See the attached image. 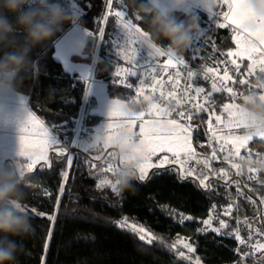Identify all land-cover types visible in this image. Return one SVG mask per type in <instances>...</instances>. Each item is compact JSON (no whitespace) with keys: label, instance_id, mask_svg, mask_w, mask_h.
I'll use <instances>...</instances> for the list:
<instances>
[{"label":"trees","instance_id":"obj_1","mask_svg":"<svg viewBox=\"0 0 264 264\" xmlns=\"http://www.w3.org/2000/svg\"><path fill=\"white\" fill-rule=\"evenodd\" d=\"M50 2L65 8L74 17L75 23H65L53 37L31 49L29 58L35 63V69L20 74L22 83L18 92L28 96L31 111L54 129L57 139L61 141L58 147L66 148L67 152L59 157L54 151L50 155L51 168L41 171L37 166L34 172H26L32 183L25 189L27 195L23 207L31 217L34 233L15 238L20 248L16 264H197L193 256L184 253L183 248L175 243L179 234L194 238L195 252L202 261L199 264H264L261 253L244 248L237 239L213 232H199L203 220L213 210H220L226 205L239 208L249 216L253 215V224H258L260 221L255 213L262 212L264 208L261 199L264 197V173H247L237 177L233 168L225 162L210 160L211 169L206 167V171L227 170L232 175L230 179L238 181L243 194L235 191L230 179H217L213 176L208 179L211 184L209 190L195 176H181L173 164L154 168L145 181L139 180L137 173L138 179L133 182V187L121 195H117L112 186L99 185L101 162L94 159L89 151L74 148V140L77 133L80 137H88L103 120V116L92 112V108L97 106V99L93 95L86 96L87 83L76 79L77 75L68 71L56 57V42L78 22L89 34L84 53L74 56V59L91 63L92 53L100 43L102 46L98 52L99 64L95 67V73L97 78L109 81L113 67L125 63L112 50L118 17L110 16L104 25V0ZM74 3L83 10L78 19ZM113 5V12L122 7L120 0H113ZM127 8L129 16L143 29L145 26L136 19L128 5ZM188 14L197 16L199 24L213 16L200 8ZM176 17L178 20L185 19L179 12ZM9 18L15 20L14 15ZM99 27L105 29L104 40L92 35ZM215 32L217 48L206 42L195 51L189 48L183 54L186 60L190 59L193 67L201 68V71L212 54L220 59V49L227 51L235 46L231 26H217ZM22 38L23 33L15 36L18 42ZM162 43L166 44L167 41ZM2 55L3 50H0V56ZM247 61L244 60L241 66L244 72L249 62ZM257 74H260L259 70L250 76V81ZM237 85L240 91L251 90L248 84ZM109 91L112 96L131 103V89L110 84ZM204 119L207 120L206 114ZM194 122L197 125L198 118ZM194 131L195 146L209 152L208 148L199 147L196 143ZM239 133H243V129ZM263 145L264 141L261 139H254L249 143L253 147ZM72 151L73 163L64 183V172L68 168L67 155ZM208 152L205 155L210 159ZM95 161L96 166L92 167ZM31 208L49 215L55 214V222L47 219V216L33 215L27 210ZM124 218H127L129 225H145L153 237L152 243L140 241L138 234L119 226L118 222ZM242 252L247 254L241 255Z\"/></svg>","mask_w":264,"mask_h":264},{"label":"clouds","instance_id":"obj_2","mask_svg":"<svg viewBox=\"0 0 264 264\" xmlns=\"http://www.w3.org/2000/svg\"><path fill=\"white\" fill-rule=\"evenodd\" d=\"M215 2L167 0V7H161L157 0H126L133 15L145 26L142 29L143 44L167 57H181L191 47L193 38L201 33L198 17L189 15L187 6L194 5L210 13L215 9ZM247 3L255 17L264 18V0H247ZM178 12L185 19L178 20ZM10 15L15 16L14 21ZM65 23H75L74 17L60 4L50 0H0V50H3L0 56V97L18 94L22 83L20 74L35 69V63L29 58L31 49L53 37ZM18 33H23L19 42L15 39ZM85 47V44L77 45V54L82 53ZM98 64L99 60L94 55L92 66ZM153 103L152 100L141 101L140 104L122 102L120 110L132 119ZM168 107L169 111L173 110V106ZM236 111L245 138H264V73L257 74L251 81V90L242 95ZM7 119V109L0 103V123ZM105 143L104 133L96 131L92 139L93 148L101 150ZM111 145L116 158L122 162L112 177V186L116 194L121 195L138 179L137 169L144 162V152L136 136L122 126L115 130ZM3 161L0 163V264H16L20 248L15 238L34 233L31 217L23 210L27 195L25 189L32 182L19 158L9 162L5 156ZM234 163L241 175L253 169L257 173L264 172V157L257 160L241 156Z\"/></svg>","mask_w":264,"mask_h":264},{"label":"rangeland","instance_id":"obj_3","mask_svg":"<svg viewBox=\"0 0 264 264\" xmlns=\"http://www.w3.org/2000/svg\"><path fill=\"white\" fill-rule=\"evenodd\" d=\"M159 1H164V0H159ZM74 6L76 9V19H78L82 15L83 10L76 3H74ZM196 8H198V7H196L194 5H190L188 7V12H192ZM215 12L218 13V16L215 15ZM223 13H224V4H221L219 2V0H217L215 2V9L213 10V14H212L213 16L211 18H209L208 20H204L203 24H200L201 32L204 34L201 35V33H200L197 37L193 38V42H192V45L190 47L191 50L195 51L196 49H198L199 45H201L202 43L204 44L206 42H208L211 45H214L216 48L218 47L216 45V42H215V33H216L215 29L218 26V24L222 23ZM133 22H134V24H136L134 19H133ZM104 25H105V22H104ZM88 34L89 33L86 30H84V28L80 27L79 23L77 22L71 29H69L57 41V47H56L55 55L58 59L65 62L67 69H69L71 66L72 69L75 70V71H70V72L77 75L76 79L85 82L82 79V77L84 75H87L88 76V85H90L93 78L96 77L95 67L92 66L93 59H92L91 63L74 59V56L82 55V53H84V52H82V53L77 54L76 46L79 44H85L86 37ZM114 34H115V36H114V40H113V44H112L113 45L112 50L117 53V45L124 47L126 39H127L124 35V32L121 30V21L119 18H118V21L116 24V31ZM101 46L102 45L99 43L98 46L96 47V49L94 50V52L92 53V55L94 54L98 58V52H99V49ZM219 51H220V53H219L220 59L215 58L212 54L210 57V60L205 61V64H204L205 66H203L202 71L200 70L201 68L198 69L196 67H193L191 65L190 59L189 60L185 59V63L187 65L186 68L184 66H179V69H169L167 74L163 73L159 69H157L155 72H153L152 71L153 67H155L157 64H162L168 58L167 56L158 57V58H156V60L154 61V63L152 65H150L146 68H140V67L133 68V71L137 72V76L129 77L127 80V83H130L133 85L132 88L126 87L125 84H123V83H119V82L113 83V81L117 80L114 73L119 68L131 67V65H129L127 63H123L122 65L116 64L113 67V69L111 70V78L109 80L108 85L114 84V85H118L121 87L131 89L133 91L131 102H135L136 104H140L141 101L151 100V99H145L144 95H141L139 97L136 96V88L141 86L140 85L141 79L144 80V82H145L143 85V87H145V88H147L152 83V77L153 76H155L157 79L165 80L163 92L165 93V96L167 97V99H164V100L159 101V102L154 101V103L160 104V106L162 108V112H160V113L152 112L151 110L153 109V105H154V103H153V105L150 108H147V110L139 112L140 114L143 113L142 116L138 115L140 118H137L138 116L136 115V117L132 118V119H130L128 117H126V118L125 117L124 118L119 117V118H112L110 121L109 117L107 116L98 125H96L94 131L88 137H80L79 133H77L75 136V140H74V148L79 147V148L84 150L83 147L75 146V145H80V144H84L87 142H91L93 139V135L97 131V129H102V127L108 122H112V123H118L119 122L122 124L124 121H133L134 120L135 121L134 132L136 133L135 136L137 138V141L139 142V140L142 138L139 135L140 125L142 123H145L146 126H152V123L157 121V120H161V121H165V122L167 120H176L179 124H182L186 128L189 129V131L185 134L188 135V137H189L188 143H189V146L191 147V149H193V156H195L196 159H191L182 152L179 160H173L171 153H159L158 152L156 155H154L152 157L151 162L153 164H159L160 160L163 158V156L167 155L169 157L170 162L166 163L164 166H170L171 164H173V166L178 168V170L181 173V176H183V177L195 176L200 181L201 179L204 178L205 175H207L208 179L213 176V177H216L217 179L223 178V179L229 180L230 177H232V175L227 170H226V172L228 173L227 177H225L223 174H221L220 171H215V170L214 171L208 170V172L206 171L204 160H208L209 162H211L210 159H207V155H205L208 152V150L207 149L199 150L195 146L194 140H193V133H192L195 129L194 132H195V136H196V132L198 129H200V126H201L200 121L196 125V123L194 122V119L198 118V120H199L202 118L206 124L205 126H207L211 132H213L214 130H219V131H221V132H219L220 135H222V134L223 135L233 134V135L244 137V134L239 133L242 130L241 126L237 127L235 124H229L228 123L229 115H228V113L223 112V106L225 104H236V105L239 104L240 98L242 97V95L245 92H243V90L240 91L237 84L239 83V79H241V78H246L249 82H251L250 81L251 77L244 75L248 72V66H249L250 62L247 61L248 65H247V69L245 70L246 72L242 71V69L240 68V73L242 75L237 77V82L235 84H233L232 81L222 82L221 80H219L218 77L223 76L225 67L228 68L230 75L236 76V74L232 71V69L234 67L231 64L232 58L227 56V53L230 51V49L227 51H222L220 49ZM148 53H149V49L145 45H138L137 63L147 65L148 64L147 60L149 59ZM181 57H183V55ZM238 63H240L241 66L243 65V61H238ZM208 68L214 69L215 72L214 73H208L207 72ZM177 71H179V75H177ZM190 72L195 73L196 75L190 76L189 75ZM214 75L216 76L215 83L217 84L218 87L228 86V87L233 88V90L237 93V96L235 99H233L231 97V95L227 92H216V93H213V95L208 98L207 103L205 102V97H207L208 93L212 91L211 85L213 83ZM168 76L172 77V80L170 82L168 81ZM177 79L180 80L179 84H176ZM88 85H87V90H86V92H87L86 96L90 95ZM173 85H175V87H173ZM189 85H191V87H189ZM248 85H249V87H251V83H248ZM195 87H203L205 89L204 93L199 94V98L205 105L214 107V114H213V110L208 109L207 111L202 112L201 117H200L199 115L191 114V113L186 112L184 110L177 109L175 107V103L173 102L174 99H172L171 97H168V93H176L177 98H180L181 95L186 93L188 100L189 101L193 100V98L196 96V93L194 91ZM146 94L147 93H145V95ZM156 95H159V90L157 91ZM16 100L17 101L13 100L12 96L0 97V103L4 104V106L7 109V113H8L7 121L4 123H0V163H4L3 157H5V156L8 157L9 162L19 158L22 161V163L24 164V168H25V165L29 161L27 160L26 157L18 156L19 136H20L19 127H20V122L23 120V118L25 116L24 107H27L30 111H31V109L27 103L24 102V105L22 106L21 100L20 99H16ZM10 102H13L14 105L17 106L18 109L20 107H23V110H21V111L19 110V112H15L11 108L12 113L9 112L8 110H9V107L11 106ZM168 106H173V110L169 111ZM141 107H144V105H141ZM181 112L184 113V116L180 115ZM175 113H178V114L174 117L173 115ZM189 114H191V117H192L191 120H189L187 118ZM205 114L207 115L206 121L204 119ZM216 115L221 116L222 123L217 124V122L215 120ZM35 117L39 121L42 122L44 129H46L49 133L53 134L55 136V138H57V136L54 132V129L52 127H49L48 125H46L36 115H35ZM210 118H211V128L209 127ZM160 134L161 135H169L170 130L165 127L161 130ZM256 139H260V138H256ZM261 140L264 141V139H261ZM195 141H196V139H195ZM251 141L252 140H249L247 145L240 149L241 152H242V150H244V148H247V146H249V143ZM221 143H222V141H221ZM198 145H199V147H201L200 144H198ZM225 148L229 152L231 147L226 145ZM88 151L91 153V155L94 159H97L98 162L99 161L101 162L100 166H99V171L101 172V176L98 180L99 185L101 187H105V186L111 187L112 186V177L114 176L115 171L119 167L122 166V162L119 161L115 156V151H114L113 146L112 145H109L108 147L104 146L101 150H96V149L92 148V149H89ZM53 152L54 151L52 149H49V152H48L49 157ZM241 152H240V154H241ZM230 153H232V151H230ZM70 154L72 155V157H74V151H72ZM197 160H199L200 162L197 163ZM182 161H184L183 164L181 163ZM143 164H145V160H144ZM91 166L95 167L96 161ZM69 168L70 167L68 166V168L64 172V173H67V176H68ZM139 168L137 169V173L140 175ZM155 168H158V167H155ZM191 168H195V170H196L195 173L187 174V170L191 169ZM153 169L154 168H152L150 171H152ZM233 170H234V172L236 171V169H234V168H233ZM25 171L28 172L26 170V168H25ZM150 171H149V173H150ZM213 173H215V175H213ZM105 181H108V183H105ZM237 182H238L237 180H231L230 179V183L235 186V191L237 193L243 194L244 192L242 191V188L239 186V184ZM64 183H65V178H64ZM206 183H208V180L206 181ZM261 199H262V203L264 205V197H261ZM229 206H231L232 211L230 214L226 215L225 209L229 208ZM255 214L259 218V221H260L256 225L253 224V221H252L253 215L249 216L244 211H241L239 208H234V206H232V205H226L224 207H221L220 210H213L210 213V215L206 219H204L203 221L211 219V221H212L211 228H220V221L223 220L226 222L227 227L221 228L220 232L217 233L215 231H212L210 228H208V226H206L204 223H202L201 227L199 228V232L200 233L213 232L216 235H224V236H229V237L236 239L237 229H238L239 230L238 234H239L240 238L242 240H244V243L242 244V246L246 249L251 248L253 250V252L261 253L262 257H264V250L258 251L252 247V245H255L257 243V241H259L260 243H264V220L262 221V219H264V208H263L262 212H260V213L256 212ZM262 222H263V225H262ZM249 225H251L252 227L249 228ZM136 226L137 227L142 226L143 228L146 229V231L148 233H150L149 230L142 223L141 224L138 223ZM250 234H251V239H249ZM175 239H176L175 243L178 244L181 248H183L184 253L191 255L194 257L195 260L202 262L200 257L198 256V254L195 252L196 241L194 240V238L186 237V236L179 234L178 237H176ZM237 241L240 243L239 240H237ZM184 244H190L192 246V248L194 249V251L188 252L187 248L184 247ZM246 254L247 253H245V252L241 253V255H246ZM244 257H248V256H244Z\"/></svg>","mask_w":264,"mask_h":264},{"label":"snow or ice","instance_id":"obj_4","mask_svg":"<svg viewBox=\"0 0 264 264\" xmlns=\"http://www.w3.org/2000/svg\"><path fill=\"white\" fill-rule=\"evenodd\" d=\"M155 2V0H153ZM221 4H227L228 11L223 13V18L226 23H220L218 24V27H226L227 25H233V30L236 31L242 26L252 23L255 25V31H249L246 35H241L237 32V35L235 36V43L237 45L236 51H229L227 53L228 57H231V64L234 66L232 71L236 74V76L230 75L229 70L227 67L224 69L223 76H219V80L222 82L224 81H232L233 84L237 82V77L241 76L240 68L241 64L238 63V61H243L245 59L249 60L251 63L248 66V72L244 75L251 76L255 75L257 69L260 73H264V18H257L254 16L252 10L249 8L247 0H219ZM120 3L122 7L119 10H116L113 12V0H104V7H106V11L102 14V19L106 23L110 16L114 15L115 17H118L121 21V30L124 32L126 39L125 46L121 47L120 45H117V56L122 59L125 63L131 65V67H123L119 68L115 73V77L117 80L113 81V83L119 82L125 84L126 87L132 88L133 85L130 83H127V80L129 77L137 76V72L133 71V68L140 67V68H146L154 63L156 58L164 56L163 53L159 52L157 49H149V59L148 64H138L137 63V55H138V45H144L142 42L143 32L140 27H138L136 24H134L133 19L129 16L128 8L125 3V0H120ZM210 15L213 14V11L209 13ZM215 15L218 16V13L215 12ZM138 20V18H136ZM204 33L201 32V35ZM96 38L99 40L105 39V29L103 27H99L98 30H96L94 33H92ZM253 39L258 40L260 43V47H257L256 44L253 43ZM196 57H192V59H195ZM179 66L187 67L185 63L184 57H168L166 61H164L162 64H157L155 67L152 68V71L155 72L157 69L161 70L163 73L167 74L169 69H179ZM208 73H214L215 70L212 68L207 69ZM177 75H179V71H177ZM190 76H195V73L190 72ZM82 79L87 83L88 85V76L84 75ZM216 76L213 77V83L211 85L212 91L208 93V96L205 97V102L207 103L208 98L213 95V93L216 92H227L231 95L233 99L236 98L237 93L233 90L232 87L224 86V87H218L215 83ZM172 80L171 76H168V81L170 82ZM144 80H140L139 87L136 88V96L139 97L141 95H144L145 99H151L153 101H162L164 99H167L165 96V93L163 92V88L165 85V80L163 79H157L155 76L152 77V83L147 87H143ZM180 80H176V84H179ZM239 83L241 85L248 84L249 81L246 78L239 79ZM175 87V85H173ZM191 87V85H189ZM88 88L90 89V85H88ZM159 90V95H156L157 91ZM197 96L199 94L204 93L205 89L203 87H195L194 89ZM145 93H147L145 95ZM87 94V92H86ZM186 94V93H185ZM242 95V94H241ZM168 97H171L172 99L176 100L177 104H180V99L177 98L176 93H168ZM21 105H24V100L21 98ZM196 110H203L207 111L208 109L205 108L204 104L199 105H193ZM238 108V105L236 104H225L223 106V112L228 113L229 115V124H235L237 127L240 126L238 121V113L236 109ZM154 113H160L162 112V108L159 103H154L153 109L151 110ZM25 116L23 120L20 122L19 127V151L18 156L26 157L29 161L25 168L29 173L34 172L37 169V166H39V169L43 171L46 168L52 167V159L49 157L48 152L49 149H52L53 151H56L59 157H63L65 153L67 152V149L64 147H58L61 144V141H59L55 136L51 133H49L46 129H44V126L41 121H39L35 115L27 108L24 107ZM214 114V110H213ZM109 120L111 121L112 118H119L120 112L119 108L116 106V102H111V106L109 108V111L107 113ZM143 113L140 114L142 116ZM181 116H184V113H180ZM137 118H140L139 116ZM189 120H191V114L187 117ZM215 120L217 124L222 123L221 116L216 115ZM124 127L127 131L131 132L133 135H136L134 132L135 128V121H124L121 123H112L108 122L106 123L102 129H97V131H102L105 135V147H108L111 145V141L113 139L115 130L119 127ZM168 128L170 130L169 135H161V130L163 128ZM209 127L211 128V118L209 120ZM189 131L188 128H186L184 125L179 124L176 120H167L161 121L157 120L152 123V126H146L145 123H142L140 125V132L139 135L142 137L139 140V145L142 148L144 152V160L145 164L141 165L139 168V180L145 181L149 178V171L152 168L155 167H162L166 163H169V157L167 155L163 156V158L160 160L159 164H153L152 157L159 153H171L173 160H179L181 153L183 152L185 155H187L191 159H196L195 156H193V149L189 146V137L185 133ZM212 137L217 142L220 143L219 150L221 152L226 151L225 146L228 144L232 145L233 151L230 153V155L233 156V159L240 158V149L245 147L249 141L248 138L237 136V135H218L217 132L214 130L212 132ZM264 139V138H262ZM84 148V151H88L89 149L93 148L92 141L87 142L80 145ZM216 149H213L212 154V160L218 159L216 155ZM251 157V155L249 154ZM227 159V156L224 157ZM200 161L197 160V163ZM67 163L68 166L71 167L73 163V157L70 153L67 155ZM182 164L184 161L181 162ZM205 167L210 168V163L208 160H204ZM232 168L237 170V174L239 175V170L236 165V163H232ZM195 168H191L187 170V174H193L195 173ZM254 171V170H250ZM220 173L223 174L225 177H227L228 173L226 170L221 169ZM215 175V173H213ZM65 180L67 179V173H64ZM251 178V177H250ZM208 180V176L205 175L203 179L200 180V183L202 186L208 188L210 190L211 184L206 183ZM105 183H108V181H105ZM238 183V182H237ZM114 188V186H113ZM63 191V189H61ZM59 203V201H58ZM23 210L26 211V209L23 207ZM28 211H31L33 215H39V216H47V219L55 222L56 215L52 214H46L38 212L37 209L31 208L27 209ZM232 211L231 206L229 208L225 209V214L228 215ZM186 219H191V217H186ZM183 222V219L181 220V223ZM119 226L126 227L128 230L133 232L134 234H138V238L140 241L145 242L147 244L152 243V235L146 231L145 228L142 226L137 227L135 224L129 225L127 218H124L122 221L118 222ZM203 223L208 226L212 231H215L217 233L220 232L221 228L227 227V224L225 221H220V228H211L212 221L211 219L203 221ZM252 226L249 225V228ZM239 230L237 229V235L236 239L240 241L241 244L244 243V240H242L238 234ZM48 239H51V231H49ZM249 239H251V234L249 235ZM184 247L187 248L188 252H193L194 249L190 244H184ZM253 248L256 250H264V243H260L257 241L255 245H252ZM45 248H47V242L45 243ZM181 255H183L181 253ZM197 264H199V261H197ZM256 264H259V262H256Z\"/></svg>","mask_w":264,"mask_h":264},{"label":"crops","instance_id":"obj_5","mask_svg":"<svg viewBox=\"0 0 264 264\" xmlns=\"http://www.w3.org/2000/svg\"><path fill=\"white\" fill-rule=\"evenodd\" d=\"M157 3L161 7H167V0H164V1L157 0ZM189 6H187V7H189ZM227 11H228L227 4H224V13L227 12ZM222 23H226L225 20H224V18L222 19ZM229 26H231L232 29L234 28L233 25H230L229 24ZM249 31H255V25L254 24L248 23V24L242 26L241 28H239L236 31L233 30V40H234V42H235V39L234 38L237 35V32L239 34H241V35H246L247 32H249ZM253 43L256 44L257 47H260L261 46L258 40L253 39ZM56 47H57V42H56ZM236 48H237V45L235 43L234 48L230 49V51H236ZM245 60H247V59H245ZM62 62L65 65V62L64 61H62ZM65 67H66V65H65ZM66 69H67V67H66ZM67 70L68 71H75V70L72 69L71 66ZM108 84H109V81H107L105 79H101V78H96V77L93 78L92 82L90 83L89 94L95 96L96 99H97V106L94 107V108H92V112H95V113H98V114L102 115L103 116V119H104L105 117L108 116L107 113H108L109 108L111 106V102L113 101V102H116V106L119 108V112H120V116L119 117H121V118H124L125 117L126 118L127 116L123 112H121V110H120V104L122 102L123 103H128V102L125 101V100H123V99H120V98H117V97L112 96L110 94L109 85ZM12 97H13V100H15V101H17L16 99H20L21 100V98H23L24 102L28 104V96L26 94L23 95V93L18 92V94L12 95ZM10 104H11V106L9 107V110H8L9 112H11V108L15 112H19V110L20 111L23 110V107H20L18 109L17 106H15L13 102H10ZM138 115H140L139 112H138L137 116ZM215 131L218 132V133L221 132L219 130H215ZM241 134H243V133H241ZM228 146L231 147L230 148V151H233L232 146L230 144H228ZM240 152H241V150H240Z\"/></svg>","mask_w":264,"mask_h":264},{"label":"built area","instance_id":"obj_6","mask_svg":"<svg viewBox=\"0 0 264 264\" xmlns=\"http://www.w3.org/2000/svg\"><path fill=\"white\" fill-rule=\"evenodd\" d=\"M210 39V38H209ZM211 40V39H210ZM180 104H177L176 100H173V102L175 103V107L177 109H181L184 110L186 112H189L191 114H196L199 115L201 117V113L204 112L203 110H196V108L193 107V105H199V104H204L199 96H195L193 98V100H188L187 95L184 93L183 95L180 96ZM166 102V101H165ZM205 108L209 109V110H214L213 106H207L205 105ZM200 121V129L197 130L196 132V142L198 144H200V146L202 147H206L209 149V157L210 160L212 162H225L226 164H228L229 166L232 165V163H234V161L238 158H236L235 160L233 159V156L230 155V151L228 152L227 150L224 152H221L219 150L220 148V143L221 142H217L215 139H213L212 137V132L209 130V128L207 126H205V122L204 120L201 118L199 119ZM218 135H220V133L217 132ZM216 149V155L218 157V159L216 160H212V154H213V149ZM249 154L251 155L252 158L254 159H260L261 157H264V145L262 147H253V146H247V148H245V152H241V156H249ZM227 156V159H225L224 157ZM254 171H250L248 173H253L255 175H259L260 173H264V172H260L257 173L255 169H253ZM237 177H242L243 175H241V173L238 175L237 174V170L235 171Z\"/></svg>","mask_w":264,"mask_h":264}]
</instances>
